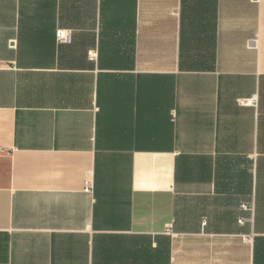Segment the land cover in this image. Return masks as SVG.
Masks as SVG:
<instances>
[{
	"label": "crops",
	"instance_id": "obj_1",
	"mask_svg": "<svg viewBox=\"0 0 264 264\" xmlns=\"http://www.w3.org/2000/svg\"><path fill=\"white\" fill-rule=\"evenodd\" d=\"M0 264H264V0H0Z\"/></svg>",
	"mask_w": 264,
	"mask_h": 264
},
{
	"label": "built area",
	"instance_id": "obj_2",
	"mask_svg": "<svg viewBox=\"0 0 264 264\" xmlns=\"http://www.w3.org/2000/svg\"><path fill=\"white\" fill-rule=\"evenodd\" d=\"M71 37V31L68 29H58L57 30V38L60 42H65L69 40ZM255 98V96H253ZM87 190H90V186H87Z\"/></svg>",
	"mask_w": 264,
	"mask_h": 264
}]
</instances>
